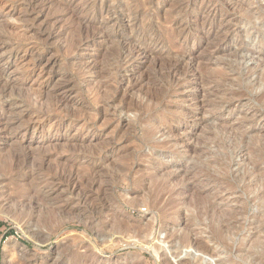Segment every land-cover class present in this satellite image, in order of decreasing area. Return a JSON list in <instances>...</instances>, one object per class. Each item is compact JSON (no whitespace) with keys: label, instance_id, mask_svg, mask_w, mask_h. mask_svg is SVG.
I'll return each instance as SVG.
<instances>
[{"label":"rangeland","instance_id":"obj_1","mask_svg":"<svg viewBox=\"0 0 264 264\" xmlns=\"http://www.w3.org/2000/svg\"><path fill=\"white\" fill-rule=\"evenodd\" d=\"M160 179L180 220L197 193L243 197L229 248L202 234L264 264V0H0V264L196 262Z\"/></svg>","mask_w":264,"mask_h":264},{"label":"bare ground","instance_id":"obj_2","mask_svg":"<svg viewBox=\"0 0 264 264\" xmlns=\"http://www.w3.org/2000/svg\"><path fill=\"white\" fill-rule=\"evenodd\" d=\"M148 51H142V52H140L141 54H143V57L140 58L141 60L147 61L149 59L150 53H148ZM185 53H186L185 50L182 49V50H180L178 52V55L181 56V57H183V58H185ZM137 60H138V58H137ZM180 63H181V61L179 60V63H175L176 65H173V70L174 71H175V69H178L181 66ZM237 70H238V68H237ZM224 76H229V74L228 73L222 74V72H221V75L219 76V78L220 79H225ZM191 87L193 89L195 88V86H193L192 84H191ZM219 87H220V85H218L217 83H215L214 86L212 87V89L219 88ZM217 159H218V157H217ZM201 168H202L201 169L202 171H200V172L204 173L205 176H208L209 173L208 172H204L206 167L204 168V166L203 167L201 166ZM174 178H178V177L175 176ZM171 181H172L171 179H167V180L166 179H160V180H157L156 186H157L158 193L156 194V197L154 199L156 206L157 207H160L158 209H159V212H160V214H161V216L163 218V220H162L163 221V227H166V229L168 231L167 238L169 239L170 242H174L176 244L179 243V245H180L181 248H184V247L185 248H193V249H195L197 252H199L201 254L200 256L196 257V262L193 261L192 259H189L188 258V259H180L178 261V264H203V262H205L206 264H229L227 262V259L222 258L220 255H217V254L214 253V251L212 250V248L207 243L208 241H206V237L203 236L202 233L203 232H206L209 235V237H210L211 240L219 241V242H221L224 245L225 248H229L230 247L229 241H230V239L232 238V236L234 234V232H233L235 230L234 228L236 227V224L240 221V216L246 210V201H243V197L239 196V197H236L234 199V201L236 202L235 205L228 204V203L225 204L224 203V200H225V198H224L225 197L224 196V192H225V190H223V189H221V190L219 189L218 190L217 189V191L215 190L214 192L209 191V190L208 191H203L201 193H197L196 195L194 194L195 195L194 203H195V206H197L198 213L196 215L195 214L194 215H185L184 216V219L183 220H180V219H177V215L183 214V208H178V207L177 208H173L171 206L169 207V205H170L171 202H173V201H175L177 199V196L182 195L184 193H182L183 191L181 192L179 190L171 189L170 188V185H172ZM194 183H191L189 185L188 189L193 190L194 189V186H195ZM165 196H168L170 198L169 199V203L167 204L168 206L167 205H162L163 198ZM191 197H193V196H191ZM263 197H264V193H262V195H260L258 198L261 199ZM203 210H205V212H208L212 218H211L210 224L209 225H206V228L205 229L199 231V229L197 228L201 224V221L199 220V217H200L199 214L202 213ZM80 215H78V216H80ZM177 222H182V225H183V228H184V233L181 236H179L177 234H174L173 231H172L175 223H177ZM263 225H264V222H263ZM151 227H152V224L150 222L145 227L146 231L149 232L150 229H152ZM261 243H262V239L260 237H258L257 239H254L253 243L250 246H246L244 249L246 250V252L248 254H252L253 255V253H254L253 251H254L255 247H257V245L259 246ZM178 254L179 253H177V255ZM205 255L210 256V258L209 259H206L204 257ZM256 259L257 260H260V262L263 263L261 261L262 260L261 257L258 256Z\"/></svg>","mask_w":264,"mask_h":264}]
</instances>
